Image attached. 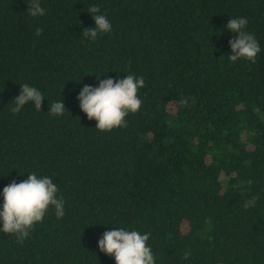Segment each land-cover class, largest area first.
<instances>
[{
    "label": "trees",
    "instance_id": "16d2710c",
    "mask_svg": "<svg viewBox=\"0 0 264 264\" xmlns=\"http://www.w3.org/2000/svg\"><path fill=\"white\" fill-rule=\"evenodd\" d=\"M29 3L0 0V191L48 176L65 215L50 206L23 242L0 232V264H115L97 241L116 227L147 233L155 264H264V0H40L38 18ZM93 5L112 31L91 42ZM231 17L255 63L229 60ZM127 74L140 108L97 130L79 91ZM24 83L41 111H11Z\"/></svg>",
    "mask_w": 264,
    "mask_h": 264
},
{
    "label": "clouds",
    "instance_id": "9594fccd",
    "mask_svg": "<svg viewBox=\"0 0 264 264\" xmlns=\"http://www.w3.org/2000/svg\"><path fill=\"white\" fill-rule=\"evenodd\" d=\"M93 18L94 26L82 30V35L91 42L112 31L111 21L96 5L87 10ZM33 18L45 15V9L40 0H30L27 9ZM247 19L231 17L224 27L230 33H235L228 40L231 54L228 58L235 63L247 60L255 63L261 52L258 40L254 34L245 31ZM42 29H37L40 35ZM103 75V74H102ZM98 83L85 84L77 95L79 107L89 120H95V128L99 131H111L126 125L125 117L136 112L141 106L138 89L143 87L144 80L132 74L124 78H104L97 76ZM19 95L14 98L11 107L13 113H19L25 105H34L41 111L44 94L35 86L28 83L20 84ZM66 107L64 100H57L48 107L52 116H62ZM28 173L27 178L17 182L13 180L0 191V232L15 235L18 242H23L30 235V230L41 222L50 206L54 207L57 218L65 215L64 201L58 197V186L48 176ZM255 199L244 204L248 209L255 206ZM149 235L138 230L116 227L105 231L98 239L100 252L114 258L115 264H155V257L150 245L147 244Z\"/></svg>",
    "mask_w": 264,
    "mask_h": 264
}]
</instances>
